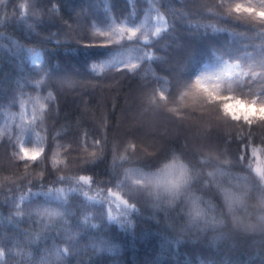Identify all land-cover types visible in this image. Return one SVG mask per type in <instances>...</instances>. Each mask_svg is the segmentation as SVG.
Masks as SVG:
<instances>
[{
    "label": "trees",
    "instance_id": "16d2710c",
    "mask_svg": "<svg viewBox=\"0 0 264 264\" xmlns=\"http://www.w3.org/2000/svg\"><path fill=\"white\" fill-rule=\"evenodd\" d=\"M236 4L264 8L0 0V264H264V182L247 150L264 151V121H232L208 99L264 100V20ZM147 12L166 25L143 59L103 66L139 42L117 25ZM237 64L242 81L222 74ZM206 67L222 76L205 82ZM174 154L191 183L168 206L143 173Z\"/></svg>",
    "mask_w": 264,
    "mask_h": 264
},
{
    "label": "clouds",
    "instance_id": "9594fccd",
    "mask_svg": "<svg viewBox=\"0 0 264 264\" xmlns=\"http://www.w3.org/2000/svg\"><path fill=\"white\" fill-rule=\"evenodd\" d=\"M243 11V9H241ZM237 65H233L231 79L242 81L248 76L247 72L236 70ZM213 93L215 95H213ZM209 96V102L218 106L220 113L232 120L247 123L249 125L257 121H264V103L257 104L255 100L240 99L239 95L229 92L223 94L214 91ZM150 180L149 187L153 189L156 199L168 206L175 205L187 191L191 183V176L187 164L179 157L173 155L162 160L158 167L151 172L143 173ZM211 175V173H209ZM227 204V201H225ZM231 210V205H228Z\"/></svg>",
    "mask_w": 264,
    "mask_h": 264
},
{
    "label": "rangeland",
    "instance_id": "374dc122",
    "mask_svg": "<svg viewBox=\"0 0 264 264\" xmlns=\"http://www.w3.org/2000/svg\"><path fill=\"white\" fill-rule=\"evenodd\" d=\"M166 25L164 17L157 12H147L145 17L140 20L135 25L129 23H121L118 26V31L121 37L127 39H137L139 40L138 44L131 46H126L125 48H117L113 54L102 61L103 66L107 65H126L130 67L136 66L141 59L146 55V51L141 45L142 41L147 40L151 35L155 34L161 28ZM123 29V31H121ZM129 29L137 31V35L132 37L129 34ZM39 52L33 53L31 60L33 63H38L41 59ZM226 71V70H225ZM224 71V72H225ZM224 74L223 71H221ZM220 70H210L209 67H206L203 70V78L205 82L210 81L211 79H219L222 74ZM29 111L27 108L24 109V112L21 114V118L26 121L28 119ZM247 150L250 155V165L254 173L261 178L264 182V151L260 145L248 144ZM23 154L25 156H38L40 149L35 146L34 148L27 149L22 147Z\"/></svg>",
    "mask_w": 264,
    "mask_h": 264
},
{
    "label": "snow or ice",
    "instance_id": "6c2138e0",
    "mask_svg": "<svg viewBox=\"0 0 264 264\" xmlns=\"http://www.w3.org/2000/svg\"><path fill=\"white\" fill-rule=\"evenodd\" d=\"M262 3H264V0H262ZM241 9H243L244 13H247V14H249L251 16H255V17H257L260 20H264V8L258 10V9H255V8H252V7H249V6H245V5H242V4H236L234 6V10H235L236 13H240ZM121 31H123V29H121ZM128 31H129L130 36H132V37L137 35V31L136 30L129 29ZM224 74L226 76H230L231 75V71L228 69V70L225 71ZM196 84H197V86L201 85L200 78L197 79ZM216 92L218 93L219 91L216 90ZM213 95H215V94L213 93ZM240 99H242V100H244V99L255 100L257 104L264 103V100H261L258 96H252V97H247V98L240 96ZM79 179L82 180L84 183H89L90 180H91V177L81 176ZM85 195H87V194L85 193Z\"/></svg>",
    "mask_w": 264,
    "mask_h": 264
}]
</instances>
